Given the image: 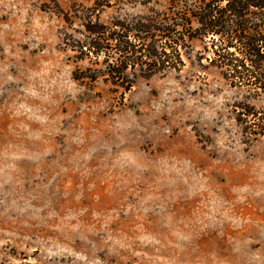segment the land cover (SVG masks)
<instances>
[{
	"label": "rangeland",
	"instance_id": "rangeland-1",
	"mask_svg": "<svg viewBox=\"0 0 264 264\" xmlns=\"http://www.w3.org/2000/svg\"><path fill=\"white\" fill-rule=\"evenodd\" d=\"M58 10L0 0V264H264V137L236 120L264 94L208 63L210 37L123 93L74 79Z\"/></svg>",
	"mask_w": 264,
	"mask_h": 264
},
{
	"label": "trees",
	"instance_id": "trees-1",
	"mask_svg": "<svg viewBox=\"0 0 264 264\" xmlns=\"http://www.w3.org/2000/svg\"><path fill=\"white\" fill-rule=\"evenodd\" d=\"M51 1L69 28L65 44L88 64L73 72L74 79H100L123 93L138 77L184 65L182 56L192 42L210 37L203 47L211 55L208 63L231 85L264 94V0H92L67 10ZM136 2L164 5L144 15L101 18L107 8ZM236 120L250 142L264 137V107L242 103Z\"/></svg>",
	"mask_w": 264,
	"mask_h": 264
}]
</instances>
